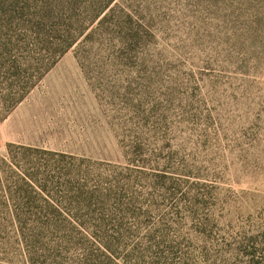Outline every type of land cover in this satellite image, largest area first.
Returning a JSON list of instances; mask_svg holds the SVG:
<instances>
[{
	"label": "rangeland",
	"instance_id": "1",
	"mask_svg": "<svg viewBox=\"0 0 264 264\" xmlns=\"http://www.w3.org/2000/svg\"><path fill=\"white\" fill-rule=\"evenodd\" d=\"M106 1L0 0V120L84 31L69 151L0 143V264H264V0Z\"/></svg>",
	"mask_w": 264,
	"mask_h": 264
},
{
	"label": "crops",
	"instance_id": "2",
	"mask_svg": "<svg viewBox=\"0 0 264 264\" xmlns=\"http://www.w3.org/2000/svg\"><path fill=\"white\" fill-rule=\"evenodd\" d=\"M64 58L69 57L61 60ZM59 62L0 120V132L4 129L0 143L56 153L69 151L71 135L77 134L71 122L76 123L79 118L78 105L71 104V95L76 96L77 92L72 91L76 87L70 76L77 68L58 66Z\"/></svg>",
	"mask_w": 264,
	"mask_h": 264
},
{
	"label": "trees",
	"instance_id": "3",
	"mask_svg": "<svg viewBox=\"0 0 264 264\" xmlns=\"http://www.w3.org/2000/svg\"><path fill=\"white\" fill-rule=\"evenodd\" d=\"M112 2V0H107L103 6L98 10V13L96 14V18H98L108 7L109 4ZM108 11L104 13L103 17L100 21L107 15ZM36 32L35 36V45L42 46L45 48V50L48 52L50 49L51 52H48L46 54L43 53H36L39 60L42 58L47 63L44 67H42V70L38 73V75L35 77V80L30 82L27 85H22L20 89L12 95L11 99L8 101V110L7 113L21 100V98L35 85V83L56 63L57 59L71 46L75 44V42L83 35V30H72V29H63L61 33L50 31L49 35H43L44 31H39L34 29ZM1 38V36H0ZM34 39V38H33ZM1 40V39H0ZM25 42V41H24ZM42 60V61H43ZM15 85V84H14ZM53 224V223H52ZM43 225H49V223L43 224ZM54 227H58V225L53 224ZM105 226V223L103 222H97L93 225H85L84 231L86 235L99 238L100 233L102 232L103 227ZM88 258V257H87ZM89 259H86L83 264H96L94 260L92 263L88 261Z\"/></svg>",
	"mask_w": 264,
	"mask_h": 264
}]
</instances>
